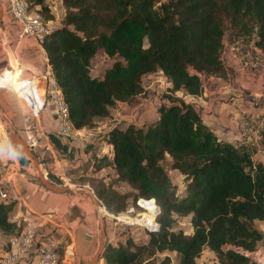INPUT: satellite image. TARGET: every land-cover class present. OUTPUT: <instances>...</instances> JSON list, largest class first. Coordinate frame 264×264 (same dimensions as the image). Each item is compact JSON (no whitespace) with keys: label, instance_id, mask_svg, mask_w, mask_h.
I'll return each instance as SVG.
<instances>
[{"label":"trees","instance_id":"16d2710c","mask_svg":"<svg viewBox=\"0 0 264 264\" xmlns=\"http://www.w3.org/2000/svg\"><path fill=\"white\" fill-rule=\"evenodd\" d=\"M25 1L46 21L55 19L48 0ZM61 6L59 25L41 44L75 129L95 128L97 118L144 95L145 76L160 72L169 82L158 118L99 132L106 148L76 177L107 213L131 205L158 223L143 243L107 244L105 264H174L169 255L159 260L166 252L176 253L175 264H196L206 249L220 264H262L245 251L264 253L258 227L264 222V160L256 157L264 128L246 117L257 137L241 128V140L219 139L184 96L201 95L206 78H228L229 50L247 67L264 59V0H61ZM100 51L113 61L96 74L92 62ZM167 157L183 178V194L163 165ZM48 178L62 185L52 173ZM12 205L0 202L2 236L19 230L9 220ZM185 216L190 233L175 229ZM63 257L59 250L60 264Z\"/></svg>","mask_w":264,"mask_h":264},{"label":"crops","instance_id":"0c3cea01","mask_svg":"<svg viewBox=\"0 0 264 264\" xmlns=\"http://www.w3.org/2000/svg\"><path fill=\"white\" fill-rule=\"evenodd\" d=\"M48 1L55 15V19L48 21L53 28L59 25L63 8L61 0ZM1 6L0 159L6 166L5 178L11 180L13 190L21 197L20 201L10 200L13 205L9 220L19 224L24 210L59 209L54 223L58 227L56 235H65L59 248L64 255L62 264H90L100 245L101 205L95 203L88 191L76 189L78 183L75 179L91 165L93 155L106 148L99 132L116 124L121 128L128 123L148 125L158 118L157 106L164 102L162 94L169 82L160 72L155 73L159 74L155 77L151 74V79L155 80L146 85L143 83L144 95L137 96L133 102L120 104L108 117L97 118L95 128L78 129L82 134L95 130V137L84 140L59 135L56 113L51 109L40 111L36 123L46 133L43 141L50 145V150L35 154L27 146L22 128L26 115L42 101L44 79L51 74V69L43 45L33 37L22 35L18 22L8 14L4 5ZM226 62L230 67L228 78H206L201 95H185L184 98L196 107L204 123L219 139L239 141L243 137L242 118L250 117L259 127V123L264 122V67H247L231 50L226 53ZM8 66L13 67L12 71L6 69ZM254 97L261 98V101L252 103L250 99ZM249 133L257 137L255 131ZM24 144L36 155L39 169L47 178L48 173H52L62 181V185H58L49 180L60 189L53 190L44 185ZM104 174L103 170L100 175ZM7 238L0 235V254L5 251L3 245ZM98 264H105V260L101 258Z\"/></svg>","mask_w":264,"mask_h":264},{"label":"built area","instance_id":"2783aa9c","mask_svg":"<svg viewBox=\"0 0 264 264\" xmlns=\"http://www.w3.org/2000/svg\"><path fill=\"white\" fill-rule=\"evenodd\" d=\"M0 3L5 6L8 14L18 22L22 35L33 37L41 43L47 34L52 31V27L42 14L30 10L25 0H0ZM263 66L264 59L262 57L249 65L251 69H261ZM12 68V66H8L6 69L12 71ZM44 85L41 103L26 115V122L22 128L27 146L35 154L39 151L45 152L50 150V145L43 141L46 133L36 123L40 111L46 109H51L56 113L58 118L56 132L59 135L83 140L95 137V130H89L85 134H82L78 129L73 127L68 118L67 105L60 94L56 80L51 74L46 75ZM256 101L258 99H255L254 102ZM259 125L263 128L264 122H260ZM241 128L243 131H252L245 119L241 122ZM5 172L6 166L0 159V202L9 203L10 200L20 201L21 197L13 190L11 180L5 178ZM128 211H133V207L129 208ZM59 213L60 211L57 208L48 209L43 212L22 211L20 215L21 222L18 224L19 230L16 234L8 237L3 245L5 251L0 254V264H60L59 248L64 242L65 235L58 233L56 235L55 233L58 227L54 223V220ZM108 215L112 218L123 216L121 213H108ZM145 219L153 224L149 230L158 228V223L154 219L150 217H146ZM245 253L254 261L264 264V253L261 249L255 252L245 251Z\"/></svg>","mask_w":264,"mask_h":264},{"label":"rangeland","instance_id":"374dc122","mask_svg":"<svg viewBox=\"0 0 264 264\" xmlns=\"http://www.w3.org/2000/svg\"><path fill=\"white\" fill-rule=\"evenodd\" d=\"M57 9H59V7ZM32 11H34V10L32 9ZM112 61H113L112 58L107 57L103 53V51H100V53L94 58V60L92 62L94 72L96 74H98V73L103 74V72L111 65ZM263 67H261V68H263ZM158 75L159 74H154L153 77L158 76ZM151 80H155V79H151L150 75L145 76L144 77V84L146 85V84L150 83ZM255 99H258V103L261 101V98H259V97H254L250 100L253 102V101H255ZM244 119L242 118L240 120V124L242 121H244ZM109 122H112V121L109 120ZM142 126H146V125L144 124ZM245 133H247V131H245ZM256 157L258 159L264 160V149L263 148H260ZM171 164H172V161H171L170 157H167L163 161V165L167 169L170 177L172 178L178 194H183L185 191V184L183 182V178L181 177L180 174L173 172ZM75 183H77L76 179H75ZM78 185L83 187V185H80V184H77L76 186H78ZM84 188L88 189L89 186H84ZM118 189L121 191H129L130 190L132 192H135V190L133 188L127 186L126 184H119ZM97 201H98L97 205H101V207H102V210H101L102 212L99 211V217L104 219V221L106 223V232H108L107 234H109V238L107 237L106 245L111 243V242H126V240L128 238H132L134 240V242H136V243H143L147 240L148 230L153 224L151 222L146 221V219H145L146 215H141L142 211L136 212L137 211L136 207L130 205L129 208L133 207V211L127 210L126 212L121 213L125 217L122 216L120 218H112V217H109V215L107 216V214H108L107 212L105 215L106 209H105L104 205L102 204V202L98 198H97ZM134 204L139 207L141 205L140 199H138L136 201V203H134ZM127 216H129V217H127ZM99 223H100V225H99V228H100L101 227V220ZM258 227L264 231V222H259ZM180 228L183 229L186 233L191 232L192 226H191L190 219L188 216L181 217L176 221L175 229H180ZM99 230H98V234H99ZM165 255L171 256L174 264L177 262V255L175 252H166L164 254H160L159 260H161ZM196 264H220V263L218 262L215 253L206 249L202 253L201 257L198 258Z\"/></svg>","mask_w":264,"mask_h":264},{"label":"water","instance_id":"95a60500","mask_svg":"<svg viewBox=\"0 0 264 264\" xmlns=\"http://www.w3.org/2000/svg\"><path fill=\"white\" fill-rule=\"evenodd\" d=\"M1 16H2V6L0 4V19H1ZM25 148H26V151L28 152V155L29 157L31 158V160L34 162L37 170H38V174L42 180V182L44 183V185L49 188V189H53V190H58L60 188H56L50 181L49 179L47 178V176H45L39 169V162L37 161V159L35 158L36 155H34L32 153V151L24 144ZM76 189H79V190H86L88 191L92 197L94 198V201L96 204H98V201H97V198L93 195V193L87 189V188H84V187H81V186H77L75 187ZM101 219V228H100V245H99V248H98V251L97 253L91 258L90 260V264H98L99 260L102 258V254L106 248V243H107V237H106V223L104 221L103 218H100Z\"/></svg>","mask_w":264,"mask_h":264},{"label":"bare ground","instance_id":"6f19581e","mask_svg":"<svg viewBox=\"0 0 264 264\" xmlns=\"http://www.w3.org/2000/svg\"><path fill=\"white\" fill-rule=\"evenodd\" d=\"M102 210V207L100 208V211ZM102 212V211H101Z\"/></svg>","mask_w":264,"mask_h":264}]
</instances>
